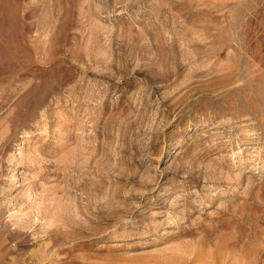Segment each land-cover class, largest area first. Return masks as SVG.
<instances>
[{"label":"rangeland","instance_id":"obj_1","mask_svg":"<svg viewBox=\"0 0 264 264\" xmlns=\"http://www.w3.org/2000/svg\"><path fill=\"white\" fill-rule=\"evenodd\" d=\"M0 264H264V0H0Z\"/></svg>","mask_w":264,"mask_h":264}]
</instances>
